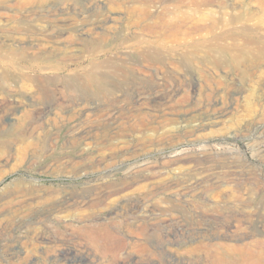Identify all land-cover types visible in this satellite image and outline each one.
<instances>
[{
	"label": "rangeland",
	"instance_id": "374dc122",
	"mask_svg": "<svg viewBox=\"0 0 264 264\" xmlns=\"http://www.w3.org/2000/svg\"><path fill=\"white\" fill-rule=\"evenodd\" d=\"M142 1L43 0L0 18V264H218L235 246L264 251V0H221L227 17L198 32ZM70 15L84 41L29 43ZM158 51L190 60L185 76L135 69ZM85 69L110 80L104 91L76 82Z\"/></svg>",
	"mask_w": 264,
	"mask_h": 264
},
{
	"label": "bare ground",
	"instance_id": "6f19581e",
	"mask_svg": "<svg viewBox=\"0 0 264 264\" xmlns=\"http://www.w3.org/2000/svg\"><path fill=\"white\" fill-rule=\"evenodd\" d=\"M142 1V0H141ZM153 1V0H152ZM155 1V0H154ZM159 1L160 4H162L163 8H164V13H163V17L167 18V17H173L174 21L176 18L179 19V21H183L184 23H188L189 25V29L192 32H198V31H202L208 28H214L217 25L218 22V16L220 17H227L229 10L227 9H223L225 8L223 4V1L221 0H178L180 2H178V4H173V3H169L170 0H157V2ZM263 1V0H262ZM145 2H147L145 0ZM150 2V1H149ZM156 2V1H155ZM38 3H43V0H19V4L17 6L16 9L12 8L13 6H11L7 0H0V18L2 19H12V17H17V16H21V15H25L23 13V9L27 6L30 5L31 7H33L35 4ZM143 3V1H142ZM141 3V5H142ZM147 4V3H145ZM143 4V5H145ZM148 5V4H147ZM150 5V4H149ZM153 5V4H152ZM151 5V6H152ZM156 5V3H155ZM154 6V5H153ZM218 6L221 7L218 10ZM146 7V6H145ZM161 7V8H162ZM72 2L68 4V6H62L60 8H57L56 6H51L49 8V10H46L47 12H49L52 15H56L57 12L59 11H64V10H69L72 9ZM142 9L144 8L141 7ZM160 8V9H161ZM229 8V7H228ZM141 9V10H142ZM45 11V12H46ZM143 11V10H142ZM141 11V12H142ZM145 11V10H144ZM40 12V11H38ZM44 13V11H41ZM40 12V13H41ZM36 14V13H35ZM39 14V13H38ZM146 15H150V13L146 12ZM152 16V15H151ZM161 16V14H160ZM41 17V16H39ZM56 17V16H54ZM146 17V16H145ZM153 17V16H152ZM58 18V17H57ZM56 18V19H57ZM41 19V18H40ZM53 19V18H52ZM169 20V18H167ZM226 19V18H225ZM58 22H64L63 28H59V26L57 27V29L54 28H50L51 30H49V28H44L41 32H39V36H36V42L35 41H29V43L33 44L35 46L41 47L43 49H45L44 47H42L43 45H46V48H51V47H55L56 46V41L58 39V37L60 35H62L63 33H67L70 34L71 32H75L78 34L79 39L84 41V34L87 30H84V27H79L76 26L74 18H72V16L70 15V17H66V19H61L58 18L57 19ZM76 20V19H75ZM95 21V20H94ZM166 21V19H165ZM173 21V22H174ZM55 22V21H54ZM167 22V21H166ZM170 22V21H169ZM172 22V21H171ZM48 24V23H47ZM75 24V25H74ZM88 24V23H87ZM162 24V23H161ZM165 26L166 24L163 23ZM49 25V24H48ZM163 25V26H164ZM62 26V25H61ZM64 26H66L64 28ZM83 26V25H82ZM88 26V25H87ZM86 26V27H87ZM91 26V25H90ZM168 26L170 28H177L180 26L179 23L175 22V23H168ZM96 27V26H95ZM93 26V29L95 28ZM104 28V25L102 26ZM87 29V28H86ZM90 29V28H89ZM40 31V30H39ZM93 31V30H92ZM89 32V30H88ZM91 33V30H90ZM94 33V32H93ZM37 34V33H36ZM97 34V32H96ZM104 34V33H103ZM76 36V35H75ZM103 36V35H102ZM101 36V37H102ZM89 37V36H88ZM96 37V36H95ZM60 38V37H59ZM77 38V37H76ZM99 39V38H98ZM72 41V40H71ZM96 41V40H95ZM53 42V43H52ZM50 43V44H49ZM85 43V42H84ZM82 44V43H81ZM86 45V44H85ZM82 46V45H81ZM30 47V46H29ZM68 47V46H67ZM157 47V46H156ZM33 48H35L33 46ZM65 48V47H64ZM69 49V48H68ZM80 49H84V47H80ZM149 50V49H148ZM43 51L45 50H41L40 51V55L43 54ZM131 52V51H130ZM154 52V51H153ZM118 54V53H117ZM140 54V53H139ZM142 54V53H141ZM145 54V53H144ZM66 56V55H65ZM145 56V55H144ZM174 55L173 54H168L166 53V55H163L160 51L156 52L153 55H149L146 56L145 59L139 63H135V69L143 74H152L154 72L155 69H158L159 71L162 72H166L164 71V69L166 68H178L177 72L180 74V76H185L179 69L180 67L182 68V63H190V60H185L184 58L181 59H174ZM125 59V58H124ZM202 58H198L197 61L194 62H200ZM94 60V59H93ZM142 60V59H141ZM91 64V63H90ZM116 66V65H115ZM119 66V65H118ZM85 67V66H84ZM83 67V68H84ZM88 67V66H86ZM97 68V67H96ZM95 68V69H96ZM114 69V68H113ZM58 70V69H57ZM61 70V69H60ZM98 70V69H97ZM120 70V67H116L115 71ZM125 71V70H124ZM168 72V71H167ZM172 72V71H171ZM58 73V72H57ZM139 73V74H140ZM126 74V73H125ZM154 74V73H153ZM158 74V73H156ZM155 74V75H156ZM159 74H161L159 72ZM124 78V77H123ZM167 78V77H166ZM168 79V78H167ZM185 79V78H184ZM75 80L77 83L81 84V85H89L92 86V82H96L98 85H101L103 87V84H106V81H110L107 80L105 75H102L101 73H97L94 72L92 70H86L84 73H79L78 75L75 76ZM117 81L118 80H112V82ZM182 81V80H181ZM122 82V81H120ZM88 87V86H87ZM104 91V87L102 88ZM99 90V89H98ZM145 92V91H144ZM176 92V90H175ZM174 92V93H175ZM181 92V91H180ZM100 93V91H99ZM115 93V91H113V94ZM123 93V92H122ZM147 93V92H146ZM124 95V93H123ZM118 96V95H116ZM20 105V104H19ZM18 106V104H17ZM22 107V106H21ZM15 110V109H13ZM86 109L83 108L82 111H85ZM264 227V226H263ZM241 231V230H240ZM249 232L251 233V231H248V235ZM259 232V231H258ZM233 234V233H232ZM254 234V233H253ZM258 234V233H257ZM260 234V233H259ZM262 234V233H261ZM237 235V234H236ZM247 235V236H248ZM252 235V233H251ZM258 236V235H257ZM252 237H255L254 235ZM240 238V237H239ZM244 238V237H242ZM247 238V237H245ZM234 239V238H233ZM241 239V238H240ZM260 239V238H259ZM239 240V239H238ZM243 241V240H242ZM256 241H258V239H256ZM242 244V243H241ZM255 244V243H254ZM263 244V243H262ZM230 246V245H229ZM253 247V245H252ZM258 247V246H257ZM232 250H234L235 252L240 253V256L237 257H232V256H219L218 257V264H264V251H254L249 245H244V246H240V247H233ZM259 250V249H258ZM228 254V253H227ZM237 254V253H235Z\"/></svg>",
	"mask_w": 264,
	"mask_h": 264
}]
</instances>
